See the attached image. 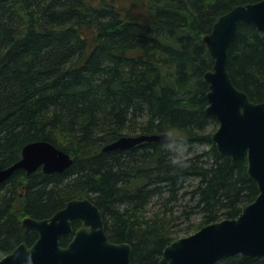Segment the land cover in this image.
Returning <instances> with one entry per match:
<instances>
[{"label":"trees","instance_id":"obj_1","mask_svg":"<svg viewBox=\"0 0 264 264\" xmlns=\"http://www.w3.org/2000/svg\"><path fill=\"white\" fill-rule=\"evenodd\" d=\"M259 0H0V168L47 140L70 153L63 172L18 169L0 184V258L39 236L26 217H51L72 199L98 206L108 236L128 242L133 264H158L186 231L235 218L259 194L247 157L212 140L204 41L232 8ZM233 83L264 101V39L240 22L228 52ZM163 142L104 151L125 134ZM207 145L195 150V145ZM69 237L61 238L67 245ZM228 256L215 264H262Z\"/></svg>","mask_w":264,"mask_h":264},{"label":"water","instance_id":"obj_2","mask_svg":"<svg viewBox=\"0 0 264 264\" xmlns=\"http://www.w3.org/2000/svg\"><path fill=\"white\" fill-rule=\"evenodd\" d=\"M240 22L254 24L264 39V0L232 8L204 36L214 57L213 69L205 73L209 83L206 111L219 123L212 139L220 153L234 160L247 157L248 173L257 182L259 194L243 207L238 217L206 224L173 240L163 250L158 264H214L236 254L264 259V101L250 100L233 83L227 69L229 47ZM168 139V133L125 134L103 150ZM73 162L70 153L53 143L32 141L23 147L18 161L0 168V184L18 169L28 173L39 168L46 173L63 172ZM77 218L83 219L89 228L76 230L63 246L60 238L73 232L71 220ZM23 225L36 229L39 237L31 245L18 244L0 259V264H133L131 244L110 240L100 209L89 199H73L50 218L27 217Z\"/></svg>","mask_w":264,"mask_h":264},{"label":"rangeland","instance_id":"obj_3","mask_svg":"<svg viewBox=\"0 0 264 264\" xmlns=\"http://www.w3.org/2000/svg\"><path fill=\"white\" fill-rule=\"evenodd\" d=\"M206 147H207V145H201V144L194 146L195 150H202V149H204ZM198 217L199 216H193V218H195V219L192 222H188V221L186 222V220H184V219L177 220L176 222H174V224H173L174 226H172V229L174 231H176V235L178 236V238L184 237V236H188V235H190V234L195 232L193 230H191V232H187L186 231V226L189 223L196 224L198 219H199ZM103 221H104V219H103Z\"/></svg>","mask_w":264,"mask_h":264},{"label":"flooded vegetation","instance_id":"obj_4","mask_svg":"<svg viewBox=\"0 0 264 264\" xmlns=\"http://www.w3.org/2000/svg\"><path fill=\"white\" fill-rule=\"evenodd\" d=\"M102 218H103V217H102ZM71 224H72L73 232H72L70 235L66 236V237H69L70 240H71V238L73 237V234H74V232H75L76 230H78V229H80V228H83V227H87V228H89V226L86 225L85 221H84L83 219H79V218L74 219V220H71ZM63 237H64V236H63ZM63 237H61V238H63Z\"/></svg>","mask_w":264,"mask_h":264}]
</instances>
